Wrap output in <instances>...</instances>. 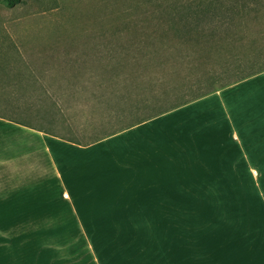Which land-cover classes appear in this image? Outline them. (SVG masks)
<instances>
[{
    "label": "crops",
    "instance_id": "obj_1",
    "mask_svg": "<svg viewBox=\"0 0 264 264\" xmlns=\"http://www.w3.org/2000/svg\"><path fill=\"white\" fill-rule=\"evenodd\" d=\"M1 24L0 264H40L56 182L57 216L90 235L101 264H264V70L73 142L36 124L38 53L3 44L19 38ZM241 85L257 87L234 96Z\"/></svg>",
    "mask_w": 264,
    "mask_h": 264
},
{
    "label": "rangeland",
    "instance_id": "obj_2",
    "mask_svg": "<svg viewBox=\"0 0 264 264\" xmlns=\"http://www.w3.org/2000/svg\"><path fill=\"white\" fill-rule=\"evenodd\" d=\"M258 7L256 15L239 14L230 25L212 23L223 37L214 41L134 32V22L146 20L129 0H20L12 7L0 0V22L3 33L19 38L3 44L38 53L36 124L87 142L152 113L142 103H150L153 93L166 91L155 101L164 109L263 66L264 0ZM256 87L237 86L234 96ZM60 187L56 182L58 195ZM57 193L55 232L39 235L40 264H101L103 251L90 243V235L71 232L57 216L68 214ZM207 223L218 219L195 224ZM111 241L107 235L99 243L107 247Z\"/></svg>",
    "mask_w": 264,
    "mask_h": 264
},
{
    "label": "trees",
    "instance_id": "obj_3",
    "mask_svg": "<svg viewBox=\"0 0 264 264\" xmlns=\"http://www.w3.org/2000/svg\"><path fill=\"white\" fill-rule=\"evenodd\" d=\"M1 2L6 7H12L19 3L20 0H1ZM129 2L132 9L135 10L137 14H141V18L146 20L144 25H139L137 21H135L133 24L134 32L140 31L139 33H143L144 30L146 36L149 34L151 36L153 33L154 35L157 34L160 36L172 33L182 37L188 36L199 39L209 38L212 39V41L215 40V36L220 39L223 38L218 30L219 26L212 24L215 23L216 20V23H221L218 25H230L234 16H238L242 13L246 15H256L259 10V0H129ZM260 52H262V49ZM259 55H261V53H259ZM257 56L258 54L256 57ZM263 70L264 65L249 72L242 73L231 82L220 84L217 88H212L211 86L206 91L197 93L188 99L174 103L164 109H159L160 105H156L155 101L160 99L162 94L163 97H166V91L162 93H153L150 103H145L146 100L142 103V108L150 107L148 110L153 111L152 113L138 117L134 121L92 140H97L113 134ZM135 106L136 110L141 108L137 103ZM66 140L76 142L68 138H66Z\"/></svg>",
    "mask_w": 264,
    "mask_h": 264
}]
</instances>
